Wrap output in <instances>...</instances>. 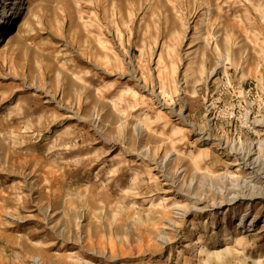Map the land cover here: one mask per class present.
Segmentation results:
<instances>
[{
  "label": "rangeland",
  "instance_id": "1",
  "mask_svg": "<svg viewBox=\"0 0 264 264\" xmlns=\"http://www.w3.org/2000/svg\"><path fill=\"white\" fill-rule=\"evenodd\" d=\"M26 2L0 41V264H264L240 157L264 172V0Z\"/></svg>",
  "mask_w": 264,
  "mask_h": 264
},
{
  "label": "bare ground",
  "instance_id": "2",
  "mask_svg": "<svg viewBox=\"0 0 264 264\" xmlns=\"http://www.w3.org/2000/svg\"><path fill=\"white\" fill-rule=\"evenodd\" d=\"M7 0H0V41L1 38H3V35L5 36V34L10 33V32H14V30L16 29L15 26L17 22V19L19 18L21 11H24V5L29 4V2H26V0H16V2L14 4H8L7 6H4L5 4H2L1 2H5ZM31 10V7H30ZM31 12H28L26 14V17L30 15ZM13 30V31H12ZM10 38V40L13 38V35H11V33L8 36ZM9 41V40H8ZM180 117H182V114H179ZM207 138H210V135H206ZM233 149H235L234 146H232L231 148V153L233 155H235L236 152L233 151ZM256 154L257 156L259 155V149L258 151L256 150ZM255 154V155H256ZM239 155V154H238ZM242 161L244 162V164L246 165H251L252 169L249 168V170H252V174L256 175V178L262 179L264 180V172H261L262 169L260 168L262 165V160L259 159V157L254 158L251 152H247L245 154H242V156H240ZM261 181V180H258ZM264 184V181H261ZM245 190H247V187L243 188L241 190V193L244 192ZM241 193L235 194V195H239ZM233 195L231 197L230 203H234L237 200H240L241 198H253V197H257L256 194H248L246 195V197H241V196H236ZM227 239L225 240V242H227L230 238H231V234L226 231V236ZM33 264H44L42 260L40 259H35L33 261Z\"/></svg>",
  "mask_w": 264,
  "mask_h": 264
}]
</instances>
